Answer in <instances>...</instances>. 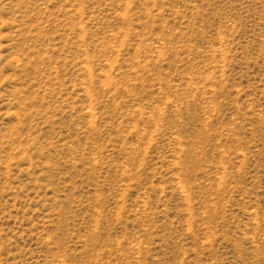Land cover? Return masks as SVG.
Masks as SVG:
<instances>
[{"label": "rangeland", "instance_id": "obj_1", "mask_svg": "<svg viewBox=\"0 0 264 264\" xmlns=\"http://www.w3.org/2000/svg\"><path fill=\"white\" fill-rule=\"evenodd\" d=\"M0 264H264V0H0Z\"/></svg>", "mask_w": 264, "mask_h": 264}]
</instances>
